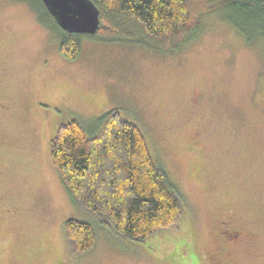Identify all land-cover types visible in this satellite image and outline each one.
Wrapping results in <instances>:
<instances>
[{
	"label": "rangeland",
	"instance_id": "1",
	"mask_svg": "<svg viewBox=\"0 0 264 264\" xmlns=\"http://www.w3.org/2000/svg\"><path fill=\"white\" fill-rule=\"evenodd\" d=\"M219 30L169 53L96 31L68 58L29 4L0 0V264H212L224 246L264 264V40ZM113 109L141 127L184 203L177 226L144 240L74 201L50 157L61 123ZM69 218L93 225V247L70 253ZM222 219L242 230L235 244Z\"/></svg>",
	"mask_w": 264,
	"mask_h": 264
},
{
	"label": "trees",
	"instance_id": "2",
	"mask_svg": "<svg viewBox=\"0 0 264 264\" xmlns=\"http://www.w3.org/2000/svg\"><path fill=\"white\" fill-rule=\"evenodd\" d=\"M15 1L29 4L41 24L59 33L68 58L78 56L85 36H94L63 30L43 0ZM91 1L100 10L98 31H127L162 52H177L194 32L218 28L264 40V0ZM50 157L72 199L133 240L175 227L184 215L178 188L154 158L144 131L118 110L90 124L61 123ZM65 228L72 255L93 247L96 231L90 222L69 218Z\"/></svg>",
	"mask_w": 264,
	"mask_h": 264
},
{
	"label": "water",
	"instance_id": "3",
	"mask_svg": "<svg viewBox=\"0 0 264 264\" xmlns=\"http://www.w3.org/2000/svg\"><path fill=\"white\" fill-rule=\"evenodd\" d=\"M63 30L94 33L99 30L100 10L91 0H43Z\"/></svg>",
	"mask_w": 264,
	"mask_h": 264
},
{
	"label": "flooded vegetation",
	"instance_id": "4",
	"mask_svg": "<svg viewBox=\"0 0 264 264\" xmlns=\"http://www.w3.org/2000/svg\"><path fill=\"white\" fill-rule=\"evenodd\" d=\"M218 229L223 233H221V235L224 239H222L220 235L219 236L225 242L224 245L235 244L243 235L242 230L233 227L231 222L227 219L220 220ZM221 250V253L207 255L212 264H242L232 258L227 247L224 246Z\"/></svg>",
	"mask_w": 264,
	"mask_h": 264
}]
</instances>
